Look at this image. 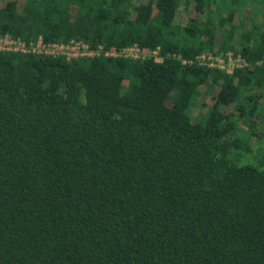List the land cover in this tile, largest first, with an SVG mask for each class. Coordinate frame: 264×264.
Wrapping results in <instances>:
<instances>
[{
    "label": "trees",
    "instance_id": "1",
    "mask_svg": "<svg viewBox=\"0 0 264 264\" xmlns=\"http://www.w3.org/2000/svg\"><path fill=\"white\" fill-rule=\"evenodd\" d=\"M241 1L0 0V35L160 58L0 51V264H264V0L239 28ZM227 51L248 65L172 56Z\"/></svg>",
    "mask_w": 264,
    "mask_h": 264
},
{
    "label": "built area",
    "instance_id": "2",
    "mask_svg": "<svg viewBox=\"0 0 264 264\" xmlns=\"http://www.w3.org/2000/svg\"><path fill=\"white\" fill-rule=\"evenodd\" d=\"M0 51L49 56L52 58L64 57L66 60L78 57L93 58L99 56L141 60L151 56L154 61H160V58L157 56V50L149 52L137 45L120 49L111 48L109 50L103 49L102 46H97L92 49L80 41L70 40L68 43L44 42L41 37H38L34 41L24 42L19 38H13L9 35H0ZM172 56L179 59L182 64H191L194 62L204 68L223 70L228 74L232 73L234 69L243 68L248 65V62L240 54L235 55L232 51L218 53L204 52L195 56L192 60H183L179 55ZM257 64L264 65V57L258 60Z\"/></svg>",
    "mask_w": 264,
    "mask_h": 264
},
{
    "label": "rangeland",
    "instance_id": "3",
    "mask_svg": "<svg viewBox=\"0 0 264 264\" xmlns=\"http://www.w3.org/2000/svg\"><path fill=\"white\" fill-rule=\"evenodd\" d=\"M259 3H261L260 0H244V1L240 2L239 9L237 10V13H236V21H235V23L238 25L239 28L249 25V23H250L249 19H252V17L254 16L253 12L257 9V6H258ZM192 15L195 16L196 13H192ZM209 95L210 96L213 95V92H210ZM205 100L208 101L209 100V96ZM229 108H231V107H229ZM207 110H208V107L205 105L204 107H202L200 109L199 113L200 112L205 113V112H207ZM245 127H246L245 124H243L241 122L240 123L241 133H244ZM252 139H253L252 143L255 144V146H256L255 153L257 155L264 154V141L261 140V139L258 140L256 138L255 139L252 138ZM251 157H252V155H251ZM246 161L249 162L247 159L244 160V161H241V162L242 163L243 162L246 163ZM241 162H239V164Z\"/></svg>",
    "mask_w": 264,
    "mask_h": 264
}]
</instances>
